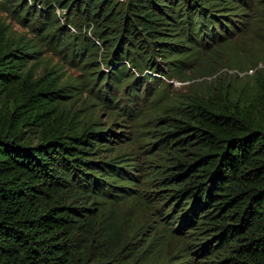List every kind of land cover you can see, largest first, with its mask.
Listing matches in <instances>:
<instances>
[{
  "label": "trees",
  "instance_id": "trees-1",
  "mask_svg": "<svg viewBox=\"0 0 264 264\" xmlns=\"http://www.w3.org/2000/svg\"><path fill=\"white\" fill-rule=\"evenodd\" d=\"M260 62L264 0H0V264H264Z\"/></svg>",
  "mask_w": 264,
  "mask_h": 264
},
{
  "label": "rangeland",
  "instance_id": "rangeland-1",
  "mask_svg": "<svg viewBox=\"0 0 264 264\" xmlns=\"http://www.w3.org/2000/svg\"><path fill=\"white\" fill-rule=\"evenodd\" d=\"M12 25H13L15 31L18 32V33H21V32H23V31L26 30L25 28H23L22 26H20L19 24H17V23L14 22V21H12ZM242 47L244 48V44H243V43H242ZM248 48H249V47H248ZM254 48L257 49L255 46H254ZM258 50H260V49H258ZM258 54H259V53L256 52V56H258ZM48 56H50V53H48ZM58 61H59V58H58L57 56H55V55H53V58H52V59H48V60H47V62H48L49 64H51V63H56V62H58ZM45 62H46V60L43 59L42 64H40L39 67L43 68L42 66H43V64H44ZM58 65H59L60 68H62L61 70L64 71L66 75L77 74L76 69L71 68L70 66L66 65L65 63L63 64V63H61V62L59 61V62H58ZM261 66L264 67V62H260L259 67H261ZM41 70H42V69H41ZM221 72H222V73L227 72V68L223 69ZM229 73H233V72H229ZM248 73L251 74V73H253V71H252V70H249ZM240 76H244V73L241 72V73H240ZM190 83H191V81H188V82L173 81L174 87H175L176 89L183 88V91H184V87H185V86L188 88V90H190ZM243 83H244V82H243ZM69 93H71V92H69ZM72 94H73V93H72ZM79 96H80V98H79L78 104H81V103H82V100L85 98L86 95H85V94H84V95H83V94H79ZM93 108H94V107H91V109H93ZM83 111H85V110H83ZM106 116H107L106 111H104V110H103V111H100V117H101L103 120L106 119Z\"/></svg>",
  "mask_w": 264,
  "mask_h": 264
}]
</instances>
